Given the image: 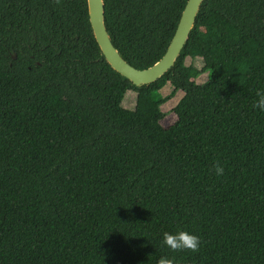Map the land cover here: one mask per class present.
<instances>
[{
	"label": "trees",
	"instance_id": "16d2710c",
	"mask_svg": "<svg viewBox=\"0 0 264 264\" xmlns=\"http://www.w3.org/2000/svg\"><path fill=\"white\" fill-rule=\"evenodd\" d=\"M186 1L103 0L121 57L157 61ZM258 90L264 0H203L172 67L141 86L100 53L87 0H0V264H264ZM180 230L196 251L162 244Z\"/></svg>",
	"mask_w": 264,
	"mask_h": 264
},
{
	"label": "water",
	"instance_id": "95a60500",
	"mask_svg": "<svg viewBox=\"0 0 264 264\" xmlns=\"http://www.w3.org/2000/svg\"><path fill=\"white\" fill-rule=\"evenodd\" d=\"M202 1H186L164 54L152 65L142 69L129 64L113 46L104 24L103 0H87L88 19L93 37L106 62L133 85L141 86L155 81L172 67L193 28ZM12 57L14 58L15 55Z\"/></svg>",
	"mask_w": 264,
	"mask_h": 264
},
{
	"label": "clouds",
	"instance_id": "9594fccd",
	"mask_svg": "<svg viewBox=\"0 0 264 264\" xmlns=\"http://www.w3.org/2000/svg\"><path fill=\"white\" fill-rule=\"evenodd\" d=\"M257 99L254 101V107L264 112V91L258 90L256 93ZM215 172L217 175L223 173V168L216 166ZM162 244L171 250H191L196 251L199 247V237L185 230L177 232H163ZM158 264H174L172 259L161 257Z\"/></svg>",
	"mask_w": 264,
	"mask_h": 264
},
{
	"label": "rangeland",
	"instance_id": "374dc122",
	"mask_svg": "<svg viewBox=\"0 0 264 264\" xmlns=\"http://www.w3.org/2000/svg\"><path fill=\"white\" fill-rule=\"evenodd\" d=\"M185 64H188L190 62L189 58H186L184 60ZM199 63V62H198ZM207 78L206 73L200 74L195 81L198 83L204 82ZM171 90V85L169 82H167L161 89L160 92L162 95L167 94ZM127 95L125 98L122 100V105L127 108H131L133 104V93L128 90ZM183 95V92L178 90L172 98H170L167 102H165L162 106L161 109L165 113L163 118L160 120V123L163 126H168L170 125L174 120H175V114L172 112V107L177 103L179 98Z\"/></svg>",
	"mask_w": 264,
	"mask_h": 264
}]
</instances>
